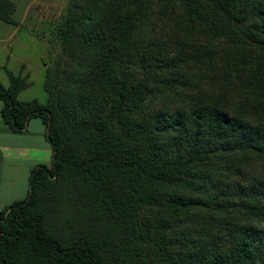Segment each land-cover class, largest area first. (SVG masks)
<instances>
[{
    "label": "trees",
    "instance_id": "16d2710c",
    "mask_svg": "<svg viewBox=\"0 0 264 264\" xmlns=\"http://www.w3.org/2000/svg\"><path fill=\"white\" fill-rule=\"evenodd\" d=\"M173 1L74 0L47 102L20 99L24 78L0 82L4 122L21 132L41 118L53 150L51 164L32 169L27 196L0 210V264H264V177L234 191L228 183L264 162V0H177L190 14L172 26L175 52L135 40L152 5ZM14 11L0 0V21ZM197 34L229 44L216 74L195 82L188 66L216 56L194 46ZM140 63L144 84L133 77ZM180 86L188 98L174 93ZM166 91L175 110L147 101ZM197 182L217 196L201 198Z\"/></svg>",
    "mask_w": 264,
    "mask_h": 264
},
{
    "label": "rangeland",
    "instance_id": "374dc122",
    "mask_svg": "<svg viewBox=\"0 0 264 264\" xmlns=\"http://www.w3.org/2000/svg\"><path fill=\"white\" fill-rule=\"evenodd\" d=\"M15 5V11L12 14L13 21L7 23L0 21V82L5 88L11 86L12 76H19L27 81L28 87L25 88L19 95L23 101L39 100L41 103H46L48 93L44 88V82L47 74H51L58 63L65 56V44L63 43L60 28L63 25L64 19L68 13L74 0H9ZM173 5V6H172ZM153 9L149 12L150 20L145 21V26L135 31V40H164L168 46L175 52L180 45V33L176 31L173 24L182 22V17L190 14L189 9L180 1L174 0L167 8L162 7V3L153 4ZM165 11L164 17L159 15V11ZM196 29L200 28L198 23L195 24ZM206 44V48L214 49L216 55L212 60L205 58L204 64L199 61H193L191 66H188L187 74H192V79L196 82L194 74H216L215 66L224 63L221 51L228 46V42L224 38L212 40L204 35L193 37V44L197 48ZM188 56L190 54L187 53ZM203 64V65H202ZM209 66V68L207 67ZM147 66L140 63L134 70L133 77L140 78L143 84L147 81ZM130 70H126L129 73ZM163 74H165L163 72ZM209 88V85H205ZM190 86H180L175 89L174 93L180 94L184 98L190 95ZM160 99L152 98L151 93L147 97V101L157 107H161L167 100L172 103V110H175L174 95L166 91L162 93ZM248 140L255 139L253 135L247 136ZM240 154L241 151H236ZM211 165L223 166L224 162L218 158L210 160ZM245 171L243 175H237L233 180H228L230 191H234L238 185H245L251 182V175L254 173L257 177H264V162H255ZM223 173H228V170H222ZM195 183L191 188H196L200 192V197L210 201L217 196V191L209 183L199 185ZM30 187V186H29ZM227 192H222V195ZM238 203L245 209L242 199H237ZM214 207V205H212ZM237 210V209H236ZM241 210V211H242ZM245 215V214H244ZM244 215L242 217H244ZM244 221V218H241ZM235 222H238L235 221ZM262 225L264 220H261ZM217 231V228L214 230ZM229 236L225 231L224 238Z\"/></svg>",
    "mask_w": 264,
    "mask_h": 264
},
{
    "label": "crops",
    "instance_id": "0c3cea01",
    "mask_svg": "<svg viewBox=\"0 0 264 264\" xmlns=\"http://www.w3.org/2000/svg\"><path fill=\"white\" fill-rule=\"evenodd\" d=\"M0 100V210L24 199L32 169L51 164L52 147L41 118L30 120L25 131L15 132L4 122Z\"/></svg>",
    "mask_w": 264,
    "mask_h": 264
}]
</instances>
